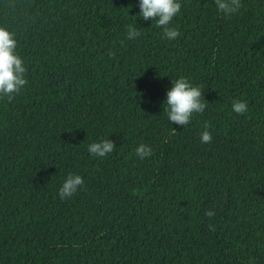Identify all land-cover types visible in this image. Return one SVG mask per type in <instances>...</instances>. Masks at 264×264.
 <instances>
[{
  "label": "trees",
  "instance_id": "16d2710c",
  "mask_svg": "<svg viewBox=\"0 0 264 264\" xmlns=\"http://www.w3.org/2000/svg\"><path fill=\"white\" fill-rule=\"evenodd\" d=\"M178 2L168 40L139 0H0L28 81L0 99V264H264V0ZM180 76L207 104L184 127L163 111Z\"/></svg>",
  "mask_w": 264,
  "mask_h": 264
},
{
  "label": "clouds",
  "instance_id": "9594fccd",
  "mask_svg": "<svg viewBox=\"0 0 264 264\" xmlns=\"http://www.w3.org/2000/svg\"><path fill=\"white\" fill-rule=\"evenodd\" d=\"M214 3L217 11L225 17L237 13L242 6L241 0H214ZM138 6L139 16L143 20L155 21V26L162 30L164 38L173 40L180 35L175 27L170 26L173 18L180 12L181 4L178 0H139ZM140 35L136 27L131 24L127 26L128 39H136ZM16 49L15 33L0 26V99L6 98L9 102L20 94L28 83L24 61ZM109 55L111 56L112 53ZM163 104L165 105L163 111L169 122L183 127L190 123L194 113H203L207 107L203 99L202 88L194 86L184 76L171 81ZM232 110L238 115L246 113L248 111L247 102L233 100ZM209 127L210 125L205 122V130L200 133L202 143H211L212 134L207 130ZM115 147V141L106 138L90 143L87 150L92 156L105 157L112 153ZM135 152L139 158L144 159L152 154V149L149 145L141 143L136 147ZM83 185L84 180L80 175L69 172L58 190V195L61 200L70 198ZM205 215L212 217L214 212L206 210ZM209 228L215 230L213 225H209Z\"/></svg>",
  "mask_w": 264,
  "mask_h": 264
}]
</instances>
